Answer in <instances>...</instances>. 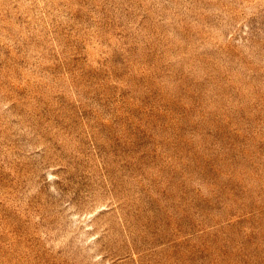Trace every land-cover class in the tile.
<instances>
[{"label":"rangeland","instance_id":"rangeland-1","mask_svg":"<svg viewBox=\"0 0 264 264\" xmlns=\"http://www.w3.org/2000/svg\"><path fill=\"white\" fill-rule=\"evenodd\" d=\"M0 264H264V0H0Z\"/></svg>","mask_w":264,"mask_h":264}]
</instances>
